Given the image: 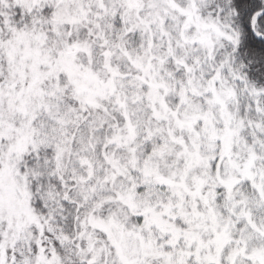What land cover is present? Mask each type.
Wrapping results in <instances>:
<instances>
[{
  "label": "snow or ice",
  "instance_id": "obj_1",
  "mask_svg": "<svg viewBox=\"0 0 264 264\" xmlns=\"http://www.w3.org/2000/svg\"><path fill=\"white\" fill-rule=\"evenodd\" d=\"M0 264H264V0H0Z\"/></svg>",
  "mask_w": 264,
  "mask_h": 264
}]
</instances>
